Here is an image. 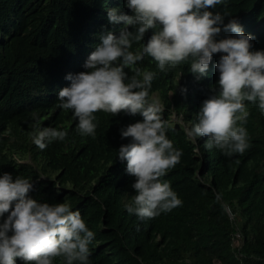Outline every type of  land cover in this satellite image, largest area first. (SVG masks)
I'll use <instances>...</instances> for the list:
<instances>
[{
	"label": "trees",
	"instance_id": "trees-1",
	"mask_svg": "<svg viewBox=\"0 0 264 264\" xmlns=\"http://www.w3.org/2000/svg\"><path fill=\"white\" fill-rule=\"evenodd\" d=\"M112 8L118 14H133L126 0H0V175L30 179L28 197L38 203H68L78 210L95 234L89 264H264V111L258 101L244 102L250 113L244 124L250 147L243 154L227 156L203 146L202 152L199 143L206 137L196 140L197 154L179 126L167 124V138L183 155L162 179L183 204L153 219L140 220L125 207L121 210L122 189L94 178L103 166L106 139L115 137L107 116L97 115L94 138H80L70 127L72 144L54 141L42 151L29 142L35 119L50 123L68 118L55 106L50 91L58 94L71 84L66 76L86 71L83 65L101 44L102 35L111 31L119 36L124 25L109 23L107 12ZM207 10L223 15V24L235 19L253 37L250 50L264 51V0H225ZM230 37L235 33L221 31L215 39ZM190 64L186 61L152 81L149 90L165 106L171 103L182 111L187 105L186 94L175 90L188 80L184 71ZM177 70H183L179 82L172 75ZM125 72L134 75L129 69ZM210 74L194 92L201 96L213 92L219 72ZM14 150H27L30 161L13 162ZM32 166L48 181H32ZM130 191L129 203L135 195L132 187ZM7 215L0 217V223ZM234 229L241 235L237 249L229 246Z\"/></svg>",
	"mask_w": 264,
	"mask_h": 264
},
{
	"label": "clouds",
	"instance_id": "clouds-1",
	"mask_svg": "<svg viewBox=\"0 0 264 264\" xmlns=\"http://www.w3.org/2000/svg\"><path fill=\"white\" fill-rule=\"evenodd\" d=\"M224 3L126 0L132 15L109 9V23L124 25L119 36L111 31L102 35L101 44L83 65L86 71L66 76L71 84L58 94L50 91L55 106L68 118L50 123L35 119L29 142L42 151L54 141L66 145L70 140L72 144L70 127L80 138H94L96 117L103 114L111 120L115 137L106 139L103 166L94 178L122 189L121 210L125 207L129 214L144 220L182 206L170 183L162 179L183 155L167 138L168 125L179 126L197 154L196 140L206 137L205 143H199L201 151L202 146L216 148L231 156L250 147L244 127L250 113L244 102L258 101L264 111V51L250 50L253 37L245 34L235 19L223 24V15L207 10ZM221 31L235 33V37L217 41ZM189 60L184 71L188 80L178 83L175 90L186 94L187 105L178 111L171 103L165 106L149 89L156 75L167 74ZM125 69L134 75L129 77ZM212 71L219 72V85L208 95L194 92ZM182 73L177 70L172 74L177 82ZM170 95L171 89H167V97ZM14 151L24 155L13 153V162L30 161L27 150ZM32 173V181H48L39 168L32 166ZM198 173L196 168L194 174ZM53 184L58 188L56 180ZM131 187L135 195L129 203ZM31 189L28 178L0 175V217L8 214L0 223V264H60L61 260L63 264H89V245L95 234L81 213L68 203H38L28 197ZM100 206L103 209L101 202ZM225 211L230 217L227 207ZM240 243V232L232 230L229 246L237 249Z\"/></svg>",
	"mask_w": 264,
	"mask_h": 264
},
{
	"label": "rangeland",
	"instance_id": "rangeland-1",
	"mask_svg": "<svg viewBox=\"0 0 264 264\" xmlns=\"http://www.w3.org/2000/svg\"><path fill=\"white\" fill-rule=\"evenodd\" d=\"M170 117H171V119H174V115L173 114H171Z\"/></svg>",
	"mask_w": 264,
	"mask_h": 264
}]
</instances>
